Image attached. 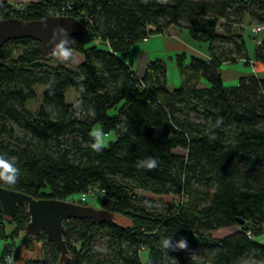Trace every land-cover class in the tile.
<instances>
[{
  "label": "trees",
  "instance_id": "16d2710c",
  "mask_svg": "<svg viewBox=\"0 0 264 264\" xmlns=\"http://www.w3.org/2000/svg\"><path fill=\"white\" fill-rule=\"evenodd\" d=\"M49 16H73L87 25L89 34L73 38L84 61L74 69L51 66L54 55L43 57L41 44L28 39L3 46L0 133L12 137L14 122L31 140L0 141V162L18 170L14 184L0 179V187L62 201L100 187L101 208L131 222L66 221V264H238L249 256L264 261V245L257 241L264 233V80L247 76L229 86L222 75L226 64L250 65L238 28L264 24V0H43L23 10L0 4L3 19ZM171 27L210 46L208 59L191 56L188 63L186 54L176 56L183 81L174 89L163 61L150 63L140 78L131 59L136 44ZM252 54L264 66V39ZM201 80L208 86L200 87ZM39 88L43 105L32 113L26 105L38 99ZM71 89L78 96L68 104ZM111 132L117 139L100 148L98 135ZM29 222L26 206L8 219L0 202V251L3 241L24 236L23 246L40 242L44 250L54 249L52 258H25L21 248L7 247L0 264L12 254L17 264H63L45 233L36 239L27 233ZM99 233L108 236L114 261L91 254ZM182 239L187 247L176 249ZM171 245L175 261L166 254ZM197 248L210 255L208 263L191 256Z\"/></svg>",
  "mask_w": 264,
  "mask_h": 264
},
{
  "label": "water",
  "instance_id": "95a60500",
  "mask_svg": "<svg viewBox=\"0 0 264 264\" xmlns=\"http://www.w3.org/2000/svg\"><path fill=\"white\" fill-rule=\"evenodd\" d=\"M87 34H89L87 25L73 16H49L32 21L0 18V53L8 42L28 39L39 42L43 57L48 58L73 50L75 47L73 38ZM0 202L3 214L8 219L15 216L19 206H26L30 215L27 233L34 239L45 233L60 252V260L63 264L71 260V252L64 238L66 221L91 219L95 223H105L117 220L114 212L93 205L55 199H35L2 187H0ZM238 223L241 225L244 221L239 219Z\"/></svg>",
  "mask_w": 264,
  "mask_h": 264
},
{
  "label": "rangeland",
  "instance_id": "374dc122",
  "mask_svg": "<svg viewBox=\"0 0 264 264\" xmlns=\"http://www.w3.org/2000/svg\"><path fill=\"white\" fill-rule=\"evenodd\" d=\"M13 8L16 10H23L26 5L30 4V3H35L32 1H25V0H13ZM8 4V3H7ZM11 5V4H9ZM247 24H245L244 27L238 28V33H240L241 35H243V37L245 38L247 44H248V49H249V53L252 54L253 50L255 48V36L253 35V33L248 29L249 25L248 23L250 22H246ZM254 23V22H253ZM185 29L182 28H176V27H171L166 34L170 35V36H180L182 35V31H184ZM187 32V31H185ZM222 32V31H221ZM190 35V34H189ZM156 36V35H155ZM262 39H264V32L260 35ZM143 43H146V41L140 42L138 44H136L134 46V50L135 47L137 45H141ZM98 45H100V42H97ZM204 46L207 47V54L203 53L204 56H206L207 58H209V45L207 43H202ZM221 45L223 46L224 43L222 42H217V45ZM231 45H224L225 48H230ZM84 61V58L81 54H79L78 52L74 51V50H70L67 52H63L57 55H54L51 59V61L49 62V64L51 66L54 67H67V68H77L80 64H82V62ZM229 69V68H228ZM226 70V69H224ZM169 85L173 86L174 84H176L175 87L172 88H179L181 86V81L180 83H178V79H179V72L175 71L174 68L170 67L169 68ZM140 78H142V75H138ZM77 93L75 92L74 89H71L68 92L67 95V103L68 104H72L76 101L77 99ZM43 105V88H39L38 89V99L36 101H32L29 102L26 105V108L32 112V113H36L41 106ZM47 111L48 112H53L54 109L53 107H47ZM191 117L193 118L194 121L199 122L201 121V117L197 116V115H191ZM10 126L13 128L14 132L12 134V137H9L7 134H1L0 133V141H10L12 142L13 145H18L21 143V141L19 140H25V141H30L31 140V136L27 133H25L17 124H15L14 122L10 123ZM95 133L99 132V128H95L94 130ZM70 138H74V137H70ZM117 139V135L115 132H111L108 134H100L98 135V146L100 148H107L111 142H114ZM177 153H184L182 150H178ZM73 200H75L76 202H74ZM70 202H74V203H79L80 198L79 196H75L74 198L69 200ZM87 205H93L95 207L101 208V201L100 198L98 196H95L93 198L89 199V202ZM28 209V208H27ZM117 223L121 226H129L130 225V221L123 217V216H117ZM14 227L12 225H8V232L11 233L13 231ZM225 235L224 231H221L219 233H216L215 236L216 237H223ZM24 238V236H21L20 239H17L16 241H12L9 240L7 242H2L1 243V251H0V259L3 256V250L5 248L8 247L9 250L15 251L16 248H21L22 253H24L25 258H36L39 256H42L43 253H46L47 258L51 259L54 249L53 248H48L46 250L43 249V245L40 242H37L34 246L33 249L29 248V247H25L22 244V239ZM259 243L261 245H264V237L263 235L260 236L259 238ZM55 248L57 249V247L55 246ZM174 245H171L170 248H168L166 251L169 253L167 254V258L171 261H175V254L171 253V251H174ZM176 249H180V248H176ZM58 250V249H57ZM92 253H98L100 256L97 257L96 260H106V261H114V253L112 250V246L111 243L109 242L108 236L103 234V233H99L97 235V237L95 238V242L94 244L91 246V254ZM191 256L196 259L199 262H205L208 263L209 259H210V255L208 253H204L200 248L195 249L194 251H192ZM150 257V251H144L141 254V259L143 263H146L149 260ZM14 260V258H13ZM13 264H17L14 263ZM238 264H264V261H259L257 259H255L252 256L249 257H244L242 259L239 260Z\"/></svg>",
  "mask_w": 264,
  "mask_h": 264
},
{
  "label": "crops",
  "instance_id": "0c3cea01",
  "mask_svg": "<svg viewBox=\"0 0 264 264\" xmlns=\"http://www.w3.org/2000/svg\"><path fill=\"white\" fill-rule=\"evenodd\" d=\"M12 1L13 0H0V4L8 3L13 5ZM25 1L39 3L43 0ZM145 41L146 43L137 45L135 47L134 53L131 57V59L134 61V70L137 76L139 74L144 76L148 65L157 60H161L166 64L168 74L170 67L174 68L175 71L179 72L176 65V56L180 54L187 55L188 63L191 56L207 59V57L203 54H207V47L204 46L202 43L193 40L189 33L185 31H182V35L180 36H170L165 33L156 36H151L150 38H148V40ZM253 56V54H250L251 60L249 62V66L246 65L245 61L238 62L235 65L226 64L222 70L224 82L229 86H234L238 83L241 78L247 76H256L264 80V66L255 63ZM178 80V83H180V81L182 83L183 81V77L180 75V72ZM168 86L171 89H174L172 87L176 86V84H174L173 86L169 85V75ZM206 86H208V84L204 80H201L200 87ZM237 230L238 228L236 227L227 229L224 232L225 235H229L236 232ZM257 241H259V239H257Z\"/></svg>",
  "mask_w": 264,
  "mask_h": 264
},
{
  "label": "built area",
  "instance_id": "2783aa9c",
  "mask_svg": "<svg viewBox=\"0 0 264 264\" xmlns=\"http://www.w3.org/2000/svg\"><path fill=\"white\" fill-rule=\"evenodd\" d=\"M248 29L255 36V44L258 46L262 45L263 39L261 38L260 35L264 32V24H251L249 25ZM150 37L151 36H148L145 40H148V38ZM104 194H105V191L101 189L100 187H92L85 194L82 195V197L80 198L79 204L87 205L90 198H93L95 196H98L99 198H101L103 197ZM13 258H14L13 254L8 255L6 258V264H13L14 263Z\"/></svg>",
  "mask_w": 264,
  "mask_h": 264
},
{
  "label": "clouds",
  "instance_id": "9594fccd",
  "mask_svg": "<svg viewBox=\"0 0 264 264\" xmlns=\"http://www.w3.org/2000/svg\"><path fill=\"white\" fill-rule=\"evenodd\" d=\"M150 166H155V162L152 163ZM0 168L4 169V173H0V179H4L7 181L9 184H14L16 182L17 178V172L18 170L14 167H10L7 163H2L0 162ZM6 173V174H5ZM165 247L168 246V241L164 242ZM178 248H186L187 247V242L185 240H180L177 244Z\"/></svg>",
  "mask_w": 264,
  "mask_h": 264
}]
</instances>
